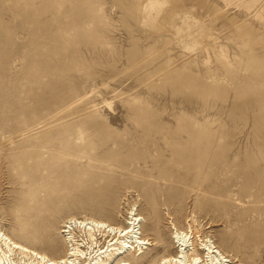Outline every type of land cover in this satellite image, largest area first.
<instances>
[{
    "label": "rangeland",
    "instance_id": "obj_1",
    "mask_svg": "<svg viewBox=\"0 0 264 264\" xmlns=\"http://www.w3.org/2000/svg\"><path fill=\"white\" fill-rule=\"evenodd\" d=\"M143 1L0 0V226L61 257L66 217L133 208L161 246L131 264L173 252L168 217L264 264V0H168L154 29Z\"/></svg>",
    "mask_w": 264,
    "mask_h": 264
},
{
    "label": "bare ground",
    "instance_id": "obj_2",
    "mask_svg": "<svg viewBox=\"0 0 264 264\" xmlns=\"http://www.w3.org/2000/svg\"><path fill=\"white\" fill-rule=\"evenodd\" d=\"M168 4V0L143 1L139 6L141 25L154 29ZM195 151L189 153L194 155ZM134 211L130 209L124 223L118 226L94 217H66L61 231L66 252L61 257H52L27 246L0 226V264H131L129 259L139 263L138 258L148 246L160 247L161 244L141 237V218ZM168 218L172 226L173 252L161 257L158 264L230 263L218 246L200 233L194 220L186 218L181 228Z\"/></svg>",
    "mask_w": 264,
    "mask_h": 264
}]
</instances>
